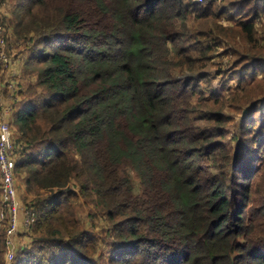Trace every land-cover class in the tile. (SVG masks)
<instances>
[{"label": "trees", "instance_id": "1", "mask_svg": "<svg viewBox=\"0 0 264 264\" xmlns=\"http://www.w3.org/2000/svg\"><path fill=\"white\" fill-rule=\"evenodd\" d=\"M15 7L14 32L28 42L23 63L37 69L34 82L11 79L10 127L14 120L21 139L12 156L35 221L11 264H264V225L242 217L258 171L232 161L217 178L204 170L225 150L189 109L197 80L208 77V46L197 55L179 33L189 13L182 1ZM79 195L94 206L91 219L99 208L115 226L114 239L84 228L71 203ZM4 242L0 226V264Z\"/></svg>", "mask_w": 264, "mask_h": 264}, {"label": "rangeland", "instance_id": "2", "mask_svg": "<svg viewBox=\"0 0 264 264\" xmlns=\"http://www.w3.org/2000/svg\"><path fill=\"white\" fill-rule=\"evenodd\" d=\"M16 1L0 0V26L4 29V50L10 66L1 62L0 65L5 71L4 81L14 77L19 79L21 86L26 77L35 81L37 68L23 63L28 42L14 32V18L21 11L15 7ZM181 1L189 13L184 24H180L179 33L186 34L191 49L198 50L197 55H200V49L208 46V60L204 64L208 77L202 82L197 80L196 87L200 90L192 98L189 109L193 111L194 123L200 130L218 145L217 149L225 150V153L219 150L215 153L216 168L204 170L211 178H217L220 171L226 173V163L230 161L238 163L235 168L243 163L252 167V173L257 170L259 174L245 185L243 195L247 200L242 202L243 206L246 205L242 217L245 221L249 219L256 225H264V200L261 199L264 194V0ZM243 24L253 27L246 31ZM186 45L182 46L188 49ZM21 64L27 69L24 70ZM26 71L28 75L24 77L22 73ZM12 135L13 144L18 147L20 132L14 120ZM17 160L14 157V177L17 197L19 199L20 196L24 208L30 200L26 199L24 174L16 169ZM233 174L238 175L235 170ZM228 181L224 179L225 183ZM76 193H79L78 189ZM71 203L84 228L97 233L106 242L116 237L115 226L106 219L102 210L95 209L97 214L93 212L94 217H89V209L94 211L89 200L79 195ZM12 240L14 256L9 261L5 260L6 264L12 263L21 247L31 243L29 232L23 225L18 227Z\"/></svg>", "mask_w": 264, "mask_h": 264}, {"label": "built area", "instance_id": "3", "mask_svg": "<svg viewBox=\"0 0 264 264\" xmlns=\"http://www.w3.org/2000/svg\"><path fill=\"white\" fill-rule=\"evenodd\" d=\"M6 44L4 29L0 26V62L9 67V58L4 50ZM6 89L12 93L17 89L14 80H0V226L3 227L5 235V260L13 258V236L18 227L24 226L30 231L35 221V212L32 208L22 207L17 197V185L14 177V151L12 131L10 127V115L12 106H6L3 102V93Z\"/></svg>", "mask_w": 264, "mask_h": 264}, {"label": "crops", "instance_id": "4", "mask_svg": "<svg viewBox=\"0 0 264 264\" xmlns=\"http://www.w3.org/2000/svg\"><path fill=\"white\" fill-rule=\"evenodd\" d=\"M11 73H13V72H11ZM28 81V78L27 79H25L24 80V82H27ZM3 102H4V104L6 105V106H12V98H9V97H12V93H10L9 91H4V93H3ZM26 199L27 200H30L31 199V196L30 195H28L27 197H26ZM18 201H19V203H20V205L22 204V201H21V198H20V196H19V199H18ZM22 206V205H21Z\"/></svg>", "mask_w": 264, "mask_h": 264}]
</instances>
